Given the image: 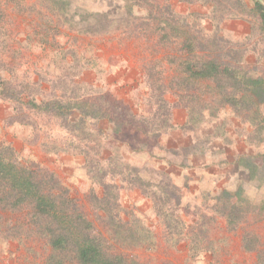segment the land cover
Instances as JSON below:
<instances>
[{
	"label": "rangeland",
	"instance_id": "rangeland-1",
	"mask_svg": "<svg viewBox=\"0 0 264 264\" xmlns=\"http://www.w3.org/2000/svg\"><path fill=\"white\" fill-rule=\"evenodd\" d=\"M51 1L0 0V77L11 82L26 101L33 98L41 106L50 100L62 104L87 101L95 106L94 113L85 123L73 112L60 120L31 109L26 114L33 124L20 125L9 120L13 104L0 98L3 157L19 165L35 163L57 176L59 186L67 189L92 223V234H102L105 242H121L116 244L118 251L136 264H256V252L243 251L241 241L246 232L264 250V219L256 214L264 204V177L260 168L253 173L264 154V132L255 141L250 136L252 124L239 121L234 111L226 109L215 120L216 125H223L220 132L214 134L208 127L202 131L212 136L203 146L204 154L190 157L183 153L193 140L180 129L185 112L168 87L174 71L167 57L177 47L158 43L155 35H138L149 10L160 19L158 12L166 7L190 34L197 35L199 26L205 36L217 35L242 45L248 51L250 68L264 74V58L254 52L261 53L262 45L253 36L250 18L231 12L220 16L213 3L204 0H146L148 6L135 9L140 17L137 27L81 35L65 27L56 29L55 22H48ZM54 1L67 3L68 18L80 8L107 13L120 24L131 22L125 13L128 0ZM254 1L264 4V0H241L246 10ZM160 95L169 107L171 127L160 129L157 138L136 132L137 120L118 134L112 130L113 124L95 120L105 112L120 113L122 122L128 116L126 111L138 118L148 116L153 99ZM261 110L264 114V106ZM241 158L249 164L239 166ZM130 178L151 186L139 188L130 184ZM162 179H169L181 196L175 210L174 202L164 208V212L175 211L173 218L182 231L179 236L164 234L163 217L143 194L145 189L155 190ZM100 181L117 186L119 196L115 220L107 227L100 222L103 213L89 201L91 192L101 196ZM223 193L229 195L231 204L244 201L249 206L246 209L250 208L234 230L228 228L223 215L227 209ZM22 219L19 214L0 212V264H48L50 251L42 240L29 235L25 227L18 232L6 229L8 221L14 224ZM136 227L146 236H140V241L129 237V229ZM189 238L195 240L193 257ZM132 242L147 243L135 246Z\"/></svg>",
	"mask_w": 264,
	"mask_h": 264
},
{
	"label": "trees",
	"instance_id": "trees-1",
	"mask_svg": "<svg viewBox=\"0 0 264 264\" xmlns=\"http://www.w3.org/2000/svg\"><path fill=\"white\" fill-rule=\"evenodd\" d=\"M133 1H136L135 4ZM204 1L213 3L220 16L231 12L240 18H250L253 36L262 45L261 53L258 54V50L253 51L256 57L264 58L263 3L254 1L251 9L246 10L241 0ZM127 2L125 13L131 18L130 23L120 24L116 17L107 13L86 12L80 8H76L72 17L68 18L67 10H64L67 3L59 1L57 3L54 0L51 1L49 9L55 21L51 19V15H48V22L50 24L55 22L56 29L65 27L81 35L112 34L120 28L136 26L140 17L137 16L135 9H142L144 5L148 6L146 0H128ZM151 10H149V17L144 18L140 23L143 31L138 35H155L158 43L167 45L168 48L172 45L177 47L176 52L167 57L168 64L174 71L168 87L178 98L180 107L185 112V123L180 129L193 140V143L183 148L182 152L189 154L190 157L197 154L203 155L205 152L203 146L212 136L202 131L208 127L213 129L214 134L216 131L220 132L223 125L222 127L216 125L215 120L219 113L226 109L234 111L239 121L250 122L253 127L250 136L255 141H259L264 132V114L261 110L264 106V74L259 73L256 67L250 68L247 61L248 51L242 45L231 44L217 35L205 36L206 34L202 33L203 29L199 26L196 27L197 35L190 34L188 29L167 11L166 7L158 12L160 19L152 16L155 12ZM148 18L152 21L150 22ZM136 31H140V28ZM197 65L199 69L195 68ZM0 98L13 104V115L9 120L11 123L20 125L33 122L26 114V111L31 109L51 114L60 120H65L67 114L73 112L83 118L86 123L91 120L95 108L87 101H69L62 104L61 101L50 100L41 106L42 102L35 101L33 98L24 100L21 92H17L11 82L2 80L1 77ZM153 102V111L148 116L138 118L126 111L128 116L124 117L125 120L122 122L118 116L120 113L111 115V112H105L95 120L104 119L113 124L112 130L115 134L122 131L121 129L130 128V122L137 120L138 122L135 123L138 127L134 129L136 132L150 138H157L160 129L171 127L170 112L161 95L155 97ZM74 128L79 129V126L76 125ZM98 132L102 131L98 129ZM260 160V166H254L253 173L260 168L264 177V154ZM240 161L241 164L239 162L238 165L241 167L244 162L248 163L247 160L242 161V158ZM251 176L254 177L255 174ZM130 179V184L139 188L151 186L149 183H142L139 178ZM100 185L103 190L101 196L97 197L91 192L89 201L96 211L103 213L104 217L100 216V222L107 227L115 220L114 213L119 209V196L117 186L104 184L102 181ZM154 187L155 190L152 191L143 190V194L145 193L153 202L156 214L163 217L164 234L170 237L181 235V227H177L180 222L173 218L174 210L179 206L181 197L179 190L169 179H162ZM222 195L227 205L223 215L228 228L234 230L250 214V208L246 209L249 206L244 201L242 204H231L229 195L224 193ZM170 202H174V210L164 212V208ZM0 212L9 213L10 216L19 214L23 217L20 222L21 218L18 220V223L13 224L8 221L6 229L9 232H18L21 227H25L29 235L42 240L50 251L48 264H136L134 259L118 251L116 244L121 245V242H105L102 234H92V223L69 197L67 189L59 186L57 176L35 163L26 166L11 162L3 157L1 149ZM256 214L260 219H264V204ZM141 230L140 227H136L135 230L129 229L130 240L136 238L140 241V236L146 237ZM250 238L251 236L245 232L241 241L243 251L256 252V264H264V250H260L258 244ZM189 241L190 252L193 253L195 240L189 238ZM132 243L139 246L147 242ZM193 256L195 253L191 254V257Z\"/></svg>",
	"mask_w": 264,
	"mask_h": 264
}]
</instances>
